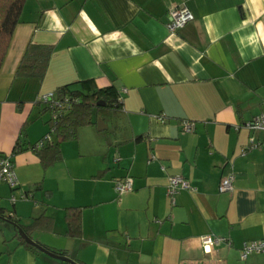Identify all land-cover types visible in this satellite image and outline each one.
<instances>
[{
	"label": "crops",
	"instance_id": "obj_1",
	"mask_svg": "<svg viewBox=\"0 0 264 264\" xmlns=\"http://www.w3.org/2000/svg\"><path fill=\"white\" fill-rule=\"evenodd\" d=\"M178 5L193 19L170 33ZM28 43L52 47L41 79L15 75ZM86 79L117 89L121 123L102 117L105 133L97 116L45 168L34 148L50 132L39 97ZM261 112L264 0H26L0 66V152L18 180L0 182V264H71L18 234L14 220L40 216L50 220L32 240L79 264H264V253L239 257L243 242L264 238V149L240 154L264 138L246 127ZM229 173L232 190L218 192ZM173 174L193 189L168 196ZM125 176L132 189L118 194L113 180ZM70 207L78 237L67 233ZM203 235L224 239L206 251Z\"/></svg>",
	"mask_w": 264,
	"mask_h": 264
},
{
	"label": "trees",
	"instance_id": "obj_2",
	"mask_svg": "<svg viewBox=\"0 0 264 264\" xmlns=\"http://www.w3.org/2000/svg\"><path fill=\"white\" fill-rule=\"evenodd\" d=\"M25 1L0 0V66ZM51 51V46L28 43L15 75L41 79L46 72ZM52 98L60 103L59 109L55 106L56 109L51 111L42 106L48 112L49 134H52L53 138L50 137V140L35 149L40 163L45 168L60 160L62 142L77 139L81 127L95 124L96 117L102 116L103 110H118L122 102V97L114 86L97 87L92 79L81 80L78 88L72 85L60 86L52 92ZM99 101L104 104H98ZM65 219L67 233L78 237L81 234L79 209L67 208ZM49 220L47 216H40L33 219L29 225H20L15 220L14 224L28 234Z\"/></svg>",
	"mask_w": 264,
	"mask_h": 264
},
{
	"label": "built area",
	"instance_id": "obj_3",
	"mask_svg": "<svg viewBox=\"0 0 264 264\" xmlns=\"http://www.w3.org/2000/svg\"><path fill=\"white\" fill-rule=\"evenodd\" d=\"M193 19V14L186 5H178L171 8L168 11V19L166 21V27L170 33L176 32L178 29L182 28L186 23ZM66 101V100H65ZM39 102L46 106L49 110L53 111L56 107L59 109V102L52 98V92L47 94H42L39 97ZM56 106V107H55ZM60 111V110H59ZM58 111V112H59ZM161 120L162 118L159 117ZM246 127L251 130H257L264 133V112L256 115L250 122L246 124ZM194 129V123L188 120L182 122V130L184 132H192ZM50 140V134L47 133L39 141L34 144V148H40L45 141ZM254 148L264 149V138L260 140H255L250 138L248 144L242 148L240 154L244 155L247 150ZM0 182L8 184L12 188L18 186L17 176L14 170L12 156L9 153L0 152ZM233 175L231 173L222 177L218 184V192H228L233 188ZM133 180L130 176L115 178L113 180V189L118 194L129 191L132 189ZM193 187L190 185L189 181L177 174L168 176V183L166 185V194L173 198L180 190H190ZM27 194L22 193L21 198L25 199ZM11 202H15V198H10ZM224 238L214 237L211 235H203L199 237V242L202 248L206 251L212 246L218 244ZM251 253H264V238L258 240H251L243 242L240 247L239 257L240 259H245Z\"/></svg>",
	"mask_w": 264,
	"mask_h": 264
},
{
	"label": "water",
	"instance_id": "obj_4",
	"mask_svg": "<svg viewBox=\"0 0 264 264\" xmlns=\"http://www.w3.org/2000/svg\"><path fill=\"white\" fill-rule=\"evenodd\" d=\"M98 104H104L103 102H98ZM102 125V122L100 120V118H98V121H97V129L98 130H103L104 128H106V125L103 124V127L101 126ZM17 231H18V234L30 245H33L35 246L36 248L46 252L47 254L51 255V256H54L56 258H59V259H62L64 261H68L70 262L71 264H79L77 262H75L73 259L67 257V256H64V255H61V254H57V253H53V252H50L49 250L43 248L42 246H40L39 244H37L34 240H32V238L26 233L24 232V230L21 228V227H17Z\"/></svg>",
	"mask_w": 264,
	"mask_h": 264
},
{
	"label": "rangeland",
	"instance_id": "obj_5",
	"mask_svg": "<svg viewBox=\"0 0 264 264\" xmlns=\"http://www.w3.org/2000/svg\"><path fill=\"white\" fill-rule=\"evenodd\" d=\"M105 118L107 121H109V124H114V126L118 127L120 125L119 115L117 110H103L102 116H98L100 118L102 124H106L105 121H103V118ZM98 121V119H97ZM105 133L107 132V129L103 130Z\"/></svg>",
	"mask_w": 264,
	"mask_h": 264
}]
</instances>
